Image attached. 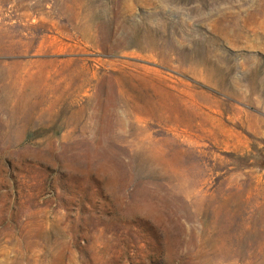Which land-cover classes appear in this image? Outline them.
Masks as SVG:
<instances>
[{"label":"rangeland","instance_id":"obj_1","mask_svg":"<svg viewBox=\"0 0 264 264\" xmlns=\"http://www.w3.org/2000/svg\"><path fill=\"white\" fill-rule=\"evenodd\" d=\"M0 264H264V0H0Z\"/></svg>","mask_w":264,"mask_h":264}]
</instances>
